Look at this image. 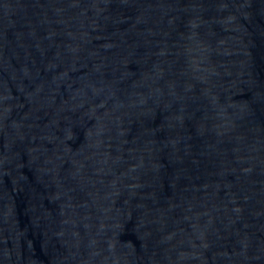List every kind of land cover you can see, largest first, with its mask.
Listing matches in <instances>:
<instances>
[{
  "label": "water",
  "instance_id": "95a60500",
  "mask_svg": "<svg viewBox=\"0 0 264 264\" xmlns=\"http://www.w3.org/2000/svg\"><path fill=\"white\" fill-rule=\"evenodd\" d=\"M0 264H264V0H0Z\"/></svg>",
  "mask_w": 264,
  "mask_h": 264
}]
</instances>
